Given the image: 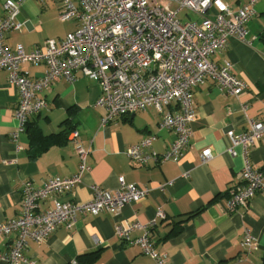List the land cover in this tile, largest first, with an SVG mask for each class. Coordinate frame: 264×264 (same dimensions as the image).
<instances>
[{"label":"crops","instance_id":"obj_1","mask_svg":"<svg viewBox=\"0 0 264 264\" xmlns=\"http://www.w3.org/2000/svg\"><path fill=\"white\" fill-rule=\"evenodd\" d=\"M4 1L0 0V19L4 17ZM19 1L15 20L22 25L4 35V43L11 49L17 44L25 51L43 48L48 39L60 40L75 29L76 21L58 18V0ZM221 1L233 8L248 2ZM162 3L175 8L172 0ZM254 9L255 14L246 24L245 39L231 37L225 48L211 55L216 63L229 60L233 72L246 81V89L235 97L210 79L194 88L197 116L191 123L189 146L177 160L139 165L129 159L126 149L150 134H156V139L149 150L165 152L174 133L159 128L160 114L151 106L115 117L100 127L103 110L95 106L100 95L99 82L78 71L72 82L64 78L51 82L42 93L47 108L29 117L27 129L13 140L18 91L9 83L7 70L0 69V221L20 215L25 181L39 186L48 178L69 177L77 171L75 147L69 133L63 137L67 126L79 132L81 144L89 149L87 161L91 168L70 192L60 196L61 200L88 201L91 184L114 191L121 176L126 183L149 190L145 197L125 204L117 213L81 214L72 229L60 226L42 242L29 240L24 250L26 258L37 264H154L137 246L123 243L115 235L114 226L131 220L146 223L156 217L157 208H162L165 217H156L153 234L156 248L167 254L169 264H262L264 194H256L246 206L234 211L226 207L227 190L236 183L243 164L240 146L235 148L236 155L229 154L226 131L240 133L246 128L247 117L264 116V0H257ZM207 13L213 15L214 9L209 8ZM178 16L182 21L200 20L197 14L184 10ZM21 69L27 76L37 78L43 76L46 66L26 63ZM241 104L246 105L244 111ZM54 134L58 135L55 142L40 151L39 136ZM31 135L38 139L31 142ZM206 147L213 156L202 162L200 152ZM248 156L264 174V137L249 149ZM162 184L166 185L160 189ZM50 203L51 199L46 198L40 207ZM244 228L255 239V247L248 253L241 247ZM14 237L0 235V255L11 246ZM0 264L5 262L0 260Z\"/></svg>","mask_w":264,"mask_h":264},{"label":"built area","instance_id":"obj_2","mask_svg":"<svg viewBox=\"0 0 264 264\" xmlns=\"http://www.w3.org/2000/svg\"><path fill=\"white\" fill-rule=\"evenodd\" d=\"M58 1V18L76 21L75 29L60 40L48 39L43 48L31 51H25L21 44L11 49L4 43L5 33L20 29L22 23L15 20L20 1L3 2L0 69L7 70L9 83L18 91L13 140L25 130L29 117L47 108L42 93L51 82L58 78L72 82L78 71L99 82L100 95L95 106L103 110L100 127L115 117L151 106L160 114L159 128L174 133L172 144L165 152L149 150L156 139V134H150L126 149L129 159L139 165L177 160L189 146L191 123L197 116L194 88L210 79L223 92L238 97L247 87L246 81L233 72L229 60L216 63L211 55L225 48L231 37L245 39L246 24L255 14L257 0H248L238 8L221 0H172L174 9L162 0ZM209 8L214 9L213 15H208ZM183 10L197 14L200 20L182 21L178 12ZM26 63H44L45 73L37 78L27 76L21 69ZM241 106L244 111L246 105ZM226 135L229 154L236 155L235 148L240 146L243 161L236 183L227 190L226 207L234 211L246 206L256 194H264V174L253 166L248 156L249 149L264 137V116L247 117L244 131L236 133L229 129ZM68 136L79 160L78 169L69 177H51L39 186L31 181L23 183L20 215L0 221L1 236L15 235L11 246L0 255L5 264H37L24 255L29 240L42 242L60 226L72 229L81 214L117 213L125 204L137 202L149 192L146 187L126 183L121 176L114 191L91 184L88 201L61 200L60 196L70 192L91 168L87 161L89 149L81 144L79 132L73 129ZM212 156L208 147L200 152L202 162H208ZM46 198L51 203L40 207ZM156 217H165L162 208H157ZM156 217L146 223L131 220L116 224L114 233L123 243L137 246L154 264H169L167 254L156 248L153 234ZM241 247L247 253L255 247L248 228L243 230Z\"/></svg>","mask_w":264,"mask_h":264},{"label":"trees","instance_id":"obj_3","mask_svg":"<svg viewBox=\"0 0 264 264\" xmlns=\"http://www.w3.org/2000/svg\"><path fill=\"white\" fill-rule=\"evenodd\" d=\"M63 124H65V125L68 124V121L67 120L64 121ZM26 129H27V127H26ZM73 129H74V127L71 128L70 126H67V128H65L64 131H62L63 132V137L65 138L66 135ZM55 136H58V135L54 134L53 136L49 135L47 137L46 136L44 137V136L40 135L39 139H40V142H41L42 145H41V149H39V150L41 151L44 148H46L52 141L55 142V140H54ZM36 138L37 137H32V135H31V142H34ZM32 148H33V146H31V149ZM32 156H34V154H32ZM78 258H80V256ZM262 264H264V253H263V256H262Z\"/></svg>","mask_w":264,"mask_h":264},{"label":"rangeland","instance_id":"obj_4","mask_svg":"<svg viewBox=\"0 0 264 264\" xmlns=\"http://www.w3.org/2000/svg\"><path fill=\"white\" fill-rule=\"evenodd\" d=\"M178 18H179V16H178Z\"/></svg>","mask_w":264,"mask_h":264}]
</instances>
